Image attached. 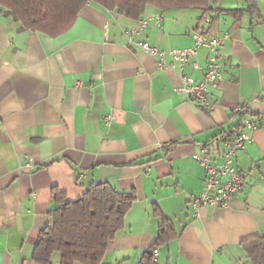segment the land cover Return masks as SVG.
<instances>
[{"label": "crops", "instance_id": "crops-1", "mask_svg": "<svg viewBox=\"0 0 264 264\" xmlns=\"http://www.w3.org/2000/svg\"><path fill=\"white\" fill-rule=\"evenodd\" d=\"M256 3L254 14L237 15L245 0H220L221 11L201 22L196 9L149 6L141 17L151 18L141 38L166 50L192 46L198 27L229 35L212 112L189 103L177 70H160L128 44L137 20L92 2L71 30L51 37L24 30L0 5V264H38L33 253L53 226L55 193L76 201L94 183L137 194L101 264H140L157 241L155 206L177 232L158 248L157 264L251 263L243 244L264 235V0ZM206 57L202 49L196 60L205 66ZM187 73L202 79L191 66ZM238 106L258 124L236 162L243 189L230 207L196 214L188 196L202 193L205 171L193 154L206 148L222 161L223 138L243 130ZM51 264H61L60 254Z\"/></svg>", "mask_w": 264, "mask_h": 264}, {"label": "trees", "instance_id": "trees-1", "mask_svg": "<svg viewBox=\"0 0 264 264\" xmlns=\"http://www.w3.org/2000/svg\"><path fill=\"white\" fill-rule=\"evenodd\" d=\"M220 0H0L4 13L19 22L24 30L38 31L51 37L67 33L73 28L80 12L89 4L97 3L109 11L134 20L141 18L149 6L159 10L196 9L202 12L199 22L221 9ZM247 8L232 13L241 15L257 10L256 0H245ZM199 28V27H198ZM197 29V28H196ZM59 206L50 216L53 226L44 229L37 240L33 260L51 264L60 254L61 264H101L110 243L125 225V216L137 201L134 191L121 192L108 183L91 184L76 201H68L64 193H55ZM160 218L155 245L147 250L140 264H157L155 250L177 236L172 223L155 206ZM244 248L251 264H264V235L246 241Z\"/></svg>", "mask_w": 264, "mask_h": 264}, {"label": "built area", "instance_id": "built-area-1", "mask_svg": "<svg viewBox=\"0 0 264 264\" xmlns=\"http://www.w3.org/2000/svg\"><path fill=\"white\" fill-rule=\"evenodd\" d=\"M150 19L139 18L132 28L125 31L128 44L154 57L160 70H177L181 78L179 91L186 95L189 103L202 111H214L217 105L212 100L211 90L219 89L224 78L225 67L221 62V50L229 35L211 36L204 29L197 28L192 32V46L166 50L141 38ZM202 49L207 50L205 66H201L196 60ZM188 66L202 72L200 81H196L187 73ZM77 85H80V82ZM234 113L242 117L243 130L234 136L223 138L226 148L222 161H212L206 148L193 154V158L205 171L202 193L199 196H188L196 214L203 206L222 209L230 207L234 197L243 189L245 177L236 162L238 155L252 142L253 132L258 128V124L248 106H238ZM114 119V116H108L109 123ZM160 148L165 150L163 144H160ZM153 258L157 261L158 250L154 251Z\"/></svg>", "mask_w": 264, "mask_h": 264}, {"label": "rangeland", "instance_id": "rangeland-1", "mask_svg": "<svg viewBox=\"0 0 264 264\" xmlns=\"http://www.w3.org/2000/svg\"><path fill=\"white\" fill-rule=\"evenodd\" d=\"M251 264V263H250Z\"/></svg>", "mask_w": 264, "mask_h": 264}]
</instances>
